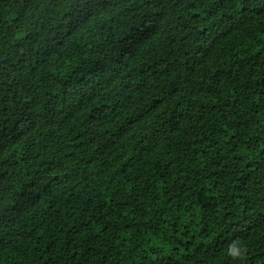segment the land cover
<instances>
[{
    "label": "trees",
    "instance_id": "trees-1",
    "mask_svg": "<svg viewBox=\"0 0 264 264\" xmlns=\"http://www.w3.org/2000/svg\"><path fill=\"white\" fill-rule=\"evenodd\" d=\"M0 264H264V0H0Z\"/></svg>",
    "mask_w": 264,
    "mask_h": 264
}]
</instances>
